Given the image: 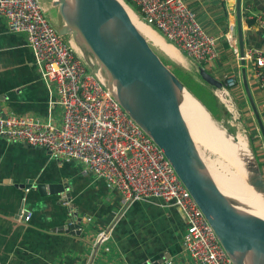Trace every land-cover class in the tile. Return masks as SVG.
<instances>
[{
    "label": "built area",
    "instance_id": "2783aa9c",
    "mask_svg": "<svg viewBox=\"0 0 264 264\" xmlns=\"http://www.w3.org/2000/svg\"><path fill=\"white\" fill-rule=\"evenodd\" d=\"M126 1L140 11L145 24L187 58L205 68L214 66L220 40L201 28L184 0ZM241 5L243 23L252 21L264 29V11H254L243 1ZM0 18L9 32L25 36L39 79L53 98L44 121L12 113L0 115V138L42 148L56 160L80 163L115 189L121 208L147 199L175 208L185 224L181 251L192 264H232L163 150L99 83L75 52L70 38L58 34L39 0H0ZM223 37L234 63L246 71L249 90H259L264 100V49L246 47L241 56L233 36L227 32ZM221 83L215 95L231 113L229 108L235 109L232 89L239 87L242 96L246 95L240 73H226ZM56 108L61 113L59 122L51 116ZM239 117H231L235 125ZM62 205L67 209L68 227L79 225L81 231L91 221L78 215L69 197ZM109 231L97 234L95 247L107 241ZM86 264H94L91 257Z\"/></svg>",
    "mask_w": 264,
    "mask_h": 264
},
{
    "label": "water",
    "instance_id": "95a60500",
    "mask_svg": "<svg viewBox=\"0 0 264 264\" xmlns=\"http://www.w3.org/2000/svg\"><path fill=\"white\" fill-rule=\"evenodd\" d=\"M241 1L239 0L240 6ZM53 6L62 20V24L57 27L58 34L70 38L75 52L99 83L146 135L163 150L178 178L213 229L231 263L264 264V241L261 237L264 236V213L257 210V204L229 189L225 177L211 165L190 137L174 110L175 94L171 77L194 100L197 101V99L173 75L145 39L140 30L142 22L139 21L133 9L124 0H97L93 11L85 5L83 0H54ZM240 13L239 7L238 18L241 26ZM238 34V43L240 49H243V35L240 29ZM16 35L11 33L9 38L24 45L23 39H18ZM232 36H236L234 28ZM11 45L12 43H7L3 49ZM24 49L28 51L27 47ZM138 52L142 53L153 66L155 78L151 79L140 66ZM3 53L5 51L0 53V104L5 103L12 114L25 115L28 111L22 110L23 104L19 103L23 87L21 83L12 80L14 74L8 72ZM240 55L242 56L243 53ZM197 69L201 81L213 88H221V82L203 68L198 66ZM243 80L246 96L252 102L247 82L245 78ZM40 83L43 85L41 81ZM47 94L49 109V103L53 101V98H50L48 91ZM202 107L210 121L217 126L216 128L230 144H237L233 135L217 125L219 122L209 115L205 106L202 105ZM252 108L254 110V107ZM3 114L0 105V115ZM236 123L239 125V119ZM262 133L264 137V130ZM2 143L6 145L8 142L2 141ZM8 144H12L11 150L29 152L32 156L31 167L25 166L20 161L15 166L0 167V178H10L13 187L25 194L19 200V208H21L18 213L11 215L12 223L28 225L30 222L32 225L36 214L32 204L38 199L37 197L52 198L59 194L61 203L69 197V190L62 183H56V178L47 176L48 167L42 171L47 164L43 158V152L49 155L44 149L16 141ZM50 158L52 159L51 156ZM53 160L59 161L54 158ZM251 164L259 184L264 189V181L256 160L251 159ZM7 171L10 172L7 174ZM64 210L67 211L66 208ZM68 223L67 215V220L58 225L57 232L80 237L81 231L73 234L80 226L68 227L66 225ZM163 262L164 259L161 256L159 261L153 260L145 264H162Z\"/></svg>",
    "mask_w": 264,
    "mask_h": 264
},
{
    "label": "crops",
    "instance_id": "0c3cea01",
    "mask_svg": "<svg viewBox=\"0 0 264 264\" xmlns=\"http://www.w3.org/2000/svg\"><path fill=\"white\" fill-rule=\"evenodd\" d=\"M242 1L250 5L254 11H264V0ZM184 2L195 12L201 28L208 35L219 38L220 41L217 58L211 68L196 64L178 50L184 60L183 63L179 62V67L177 66L179 72L189 71L195 74L199 66L219 82H221L219 77H223L228 72L240 73L243 84L246 71L234 63L233 58H230V50L223 36L227 32L232 35L234 28L237 51L241 54L244 53L246 47L264 49V29L243 23L241 13L242 24L239 25L238 10L240 7L241 11L242 6L239 0H184ZM44 6L45 11L47 8L56 9L53 6V0H48ZM54 19L56 22L53 24L59 27L61 20L58 12ZM239 29L243 35V49H240L238 43ZM9 34L11 32L6 22L0 18V53L5 51L2 55H4L8 72L14 74L12 80L21 83L23 87L19 101L23 104L21 109L28 111L26 116L44 121L49 113L48 90L40 83L33 55L27 47L25 36L16 35L18 39H23L24 45H22L12 41ZM7 43H12L11 47L3 49ZM24 47H27L28 51ZM188 63L194 67H190ZM191 77L195 83L205 85L195 79V75ZM232 90L231 95L236 96L238 93L243 95L239 87ZM208 98L205 96L204 99L209 102ZM261 102L264 104L263 98ZM209 103L211 107V102ZM244 103L245 106L241 108V112L247 110L248 103ZM0 105L4 114L11 113L5 103ZM56 110H58V115L53 114ZM262 110L264 114V106ZM256 112L254 104L253 113L256 114ZM51 116L54 122H59L60 110L56 108ZM216 117H219L220 119L216 120L222 123L220 114ZM257 119V123L252 120L247 123L240 118L238 131L241 132L240 128L247 131L264 155L261 121L263 119L264 123V115ZM2 141L5 142L0 138V167L2 165L15 166L19 161L31 167L32 156L29 152L11 150L12 144L8 142L3 145ZM43 154L47 164L44 168L42 167V171L48 167L47 176H51L52 179L56 178V183H62L69 190V198L74 210L79 216H88L91 221L81 227L80 237L64 232L58 233V225L67 220V211L64 210L65 207L62 201L60 203L59 194H57L52 198L37 197L38 199L33 201L32 206L36 214L32 225L30 222L28 225L13 224L11 215L18 213L21 208H19V200L25 194L13 187L10 178H0V264H86L90 257L94 264H145L153 260L159 261L161 256L164 259L162 264H192L181 251L185 224L175 208L165 206L161 201L153 199L121 208L118 193L106 181L87 172L78 162L72 160L56 162L49 155H45L44 152ZM9 172L7 171V174ZM107 229L110 230L107 241L95 247L94 241L97 234L100 231H108ZM77 231L79 230L75 229L73 234Z\"/></svg>",
    "mask_w": 264,
    "mask_h": 264
},
{
    "label": "bare ground",
    "instance_id": "6f19581e",
    "mask_svg": "<svg viewBox=\"0 0 264 264\" xmlns=\"http://www.w3.org/2000/svg\"><path fill=\"white\" fill-rule=\"evenodd\" d=\"M83 2L92 11L97 4V0H83ZM140 30L145 39L152 46L159 48L169 59L182 62L178 51L147 24L142 22ZM137 58L140 66L146 71L148 76L151 79L155 78L154 68L148 59L140 52H138ZM171 79L175 94L174 110L194 143L199 149L200 145H203L204 148H209V151L213 149L223 153L228 160L226 163L222 159L217 158V155V157L214 156L211 159L209 155L207 159L225 177L226 180H224L233 193L245 196L257 204L258 211L264 213V189L253 172L252 158L246 141L239 136L237 144H230L220 130L216 128L217 126L210 121L202 105L186 93L173 77ZM261 237L264 241V236Z\"/></svg>",
    "mask_w": 264,
    "mask_h": 264
},
{
    "label": "rangeland",
    "instance_id": "374dc122",
    "mask_svg": "<svg viewBox=\"0 0 264 264\" xmlns=\"http://www.w3.org/2000/svg\"><path fill=\"white\" fill-rule=\"evenodd\" d=\"M129 6H131L130 5V3L128 2V1H126V0H124ZM39 2L42 4V6L43 7H45L44 6V4L46 3V2H48V0H39ZM54 2V1H53ZM135 13H136V15H137V17H138V19H139V21L140 22H143L142 21V19H141V15H140V11L138 12V11H136V10H133ZM57 13V9H54V8H47L46 9V17H47V19L51 22V23H53V22H56V20L54 19V16H55V14ZM60 20H61V18H60ZM61 24H62V20H61ZM256 26V25H255ZM151 29H153L156 33H157V31H156V29L154 28V27H150ZM262 29V28H261ZM161 37H162V35L160 34V33H158ZM163 38V37H162ZM164 39V38H163ZM233 39L235 40L234 42H235V46H237V44H236V39L233 37ZM165 40V39H164ZM168 43V42H167ZM168 44H170V43H168ZM153 47V49L155 50V52L159 55V57L161 58V60L164 62V64L167 66V68L171 71V70H173V69H175L174 68V66L177 68V66L179 67V65H180V63L179 62H177V63H175L173 60H171V59H169L159 48H157V47H154V46H152ZM178 51V50H177ZM179 53V52H178ZM229 55H230V58L232 59L233 58V56L231 55V50L229 51ZM179 56H180V58H181V60H182V63H183V58L181 57V55L179 54ZM188 65H190V67H194V65H192V64H190V63H188ZM188 67V66H187ZM172 73L177 77V79L178 80H180V81H182L183 82V84L185 85V86H187V88L193 93V94H195V96H199V97H201V98H203V97H205L204 95H202V93L197 89V87L195 86V83L194 82H192L191 81V78L189 77V76H191V75H195V79H197L198 81H200L201 83H204L203 81H201L200 80V78L198 77L199 76V73H198V71H196L195 72V74H193V73H191V72H186V74H188V75H186L184 72H182V73H179V72H174V71H172ZM246 78H247V81H249V78H248V76L246 75ZM219 79H220V81H221V79H222V77L220 76L219 77ZM205 85V87H207V90H210V92L212 93V95L215 97V99H214V101L217 103V105H218V108H219V114H220V117L222 118V123H218L217 125H219L220 127H223V129H225V130H227L228 132H230L232 135H233V137L235 138V141L238 143V137L240 136L243 140H245L246 141V143H247V148H248V150L250 151V154H251V158L252 159H255L256 160V162H257V165L259 166V165H261V167L259 166V168H260V171H261V174H262V178H263V181H264V155H263V151L261 152V151H259V149L257 148V142L254 140V139H251V137H250V134H247V131H243L241 128H240V130H241V133H240V131H238V124L236 123V125H235V123L232 121V119H231V117H234V115H236V114H238V115H240L241 116V118H243L244 120H245V122H247V123H249V121H251L252 120V122L254 121V122H256L257 123V121H258V119H257V117H261V115H264L263 114V110H262V106H264V104H262V102H261V95H260V92H259V90H256V89H250L251 90V93H252V95H251V97H252V102L250 101V99L244 94V96H241V94H237L236 96H234V95H231L230 96V98L232 99V101H233V105H234V107H235V109L233 110V108L232 107H230L229 108V110H231V113H229L228 112V110H227V107L223 104V101L219 98V97H217L216 95H215V92H216V88H213V87H211L210 85H207L206 83H204ZM233 92V90L231 91V93ZM259 93V94H258ZM260 96V97H259ZM244 102H247L248 103V106H247V108L249 109H247L246 111L245 110H243V112H241L240 110H241V108L242 107H244L245 106V103ZM255 104V108H256V110H257V112H256V114H257V117H256V114L255 113H253L254 112V110H253V108L252 107H254L253 105ZM56 113V115H58V110H56L53 114H55ZM208 113H209V115L210 116H213V114H212V112L210 111H208ZM242 113H243V116H242ZM245 115V116H244ZM238 118V117H237ZM231 121V122H230ZM262 121V126H263V130H264V123H263V119L261 120ZM214 124V123H213ZM215 125V124H214ZM216 126V125H215ZM240 133V134H239ZM200 149H201V152L203 153V155L206 157V156H208V157H206V158H209V155L211 156L210 157V159L211 158H213L214 156L215 157H217V158H219V159H222L225 163L226 162H228V160L226 159V156L223 154V153H221V152H219V151H217V150H211L210 149V151L207 149V148H204L203 147V145H200ZM211 153V154H210ZM218 153V154H217ZM217 155V156H216ZM221 156V157H220Z\"/></svg>",
    "mask_w": 264,
    "mask_h": 264
},
{
    "label": "trees",
    "instance_id": "16d2710c",
    "mask_svg": "<svg viewBox=\"0 0 264 264\" xmlns=\"http://www.w3.org/2000/svg\"><path fill=\"white\" fill-rule=\"evenodd\" d=\"M132 7H133V5L132 4H130ZM134 8V7H133ZM136 11H138L137 9H135ZM139 12V11H138ZM246 24L247 25H249V26H252V25H254V23L252 22V21H246ZM174 68L175 69H173V70H171V72L172 71H174V72H179V70L174 66ZM180 73V72H179ZM185 74H186V72H185ZM174 75V74H173ZM186 75H188V74H186ZM175 76V75H174ZM189 76V75H188ZM176 77V76H175ZM190 78H191V81L192 82H194L195 83V81L192 79V77L191 76H189ZM177 78V77H176ZM180 81V80H179ZM181 82V84L187 89V91L190 93V94H192L196 99H197V101H199L203 106H205L206 107V109L210 112H212V114H213V117L215 118V119H220L219 117H216L217 116V114H219V108H218V105H217V103L214 101V99H215V97L212 95V93L209 91V90H207V87H205V86H202V85H199L198 83H195V86L197 87V89L202 93V95H205V96H207V97H209L208 98V100H209V102H211V107H210V103L208 102V101H206V99H204L205 97H203V98H201V97H199L198 95L197 96H195V94H193L188 88H187V86H185L184 84H183V82L182 81H180ZM208 103H209V105H208ZM260 167H261V165H259Z\"/></svg>",
    "mask_w": 264,
    "mask_h": 264
}]
</instances>
